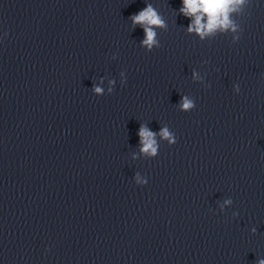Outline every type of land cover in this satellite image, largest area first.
Returning <instances> with one entry per match:
<instances>
[{
    "label": "clouds",
    "instance_id": "obj_1",
    "mask_svg": "<svg viewBox=\"0 0 264 264\" xmlns=\"http://www.w3.org/2000/svg\"><path fill=\"white\" fill-rule=\"evenodd\" d=\"M247 3V0H182V7L180 12L190 18L191 23L188 25L187 31L189 33H195L200 39L206 37L215 36L219 33H234L232 36V42L236 43L240 39L238 33H242L240 26L234 22L231 18L232 13L241 12L243 6ZM132 21V26L139 25L143 28L144 39L141 41V46L145 47L148 52H151L153 48L160 47V41L157 38L158 34L156 29H166V24L162 16L153 7L152 4L147 3L146 7L140 10L138 13L133 14L129 17ZM115 58V57H113ZM121 76L124 77L122 80V86L126 83V76L124 72H121ZM193 77L197 78V74L194 72ZM115 81L110 80L109 84H114ZM234 91L238 94L240 92V85L236 84L233 86ZM97 96L104 95L103 89L99 86H94L92 90ZM113 88L109 87L108 94L113 92ZM194 99H190L188 96H183L180 102L179 108L183 112H189L195 108ZM141 153L146 154L150 157H156L158 155V144L156 142V133L150 131L145 125H141L139 130ZM162 139L167 140L169 145L176 143V136L170 132L167 127L161 129L159 133ZM135 183L137 185L147 184V179L142 177L139 173L135 176ZM232 200L227 199L224 201L225 205L231 204ZM237 215V213H233ZM255 232V229H253ZM257 264H264V259L257 261Z\"/></svg>",
    "mask_w": 264,
    "mask_h": 264
}]
</instances>
